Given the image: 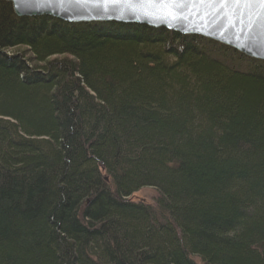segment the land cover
Returning a JSON list of instances; mask_svg holds the SVG:
<instances>
[{"label": "trees", "instance_id": "obj_1", "mask_svg": "<svg viewBox=\"0 0 264 264\" xmlns=\"http://www.w3.org/2000/svg\"><path fill=\"white\" fill-rule=\"evenodd\" d=\"M0 264H264V61L0 0Z\"/></svg>", "mask_w": 264, "mask_h": 264}, {"label": "water", "instance_id": "obj_2", "mask_svg": "<svg viewBox=\"0 0 264 264\" xmlns=\"http://www.w3.org/2000/svg\"><path fill=\"white\" fill-rule=\"evenodd\" d=\"M5 1L19 17L47 15L69 22L145 24L202 36L264 61V4L260 0Z\"/></svg>", "mask_w": 264, "mask_h": 264}, {"label": "rangeland", "instance_id": "obj_3", "mask_svg": "<svg viewBox=\"0 0 264 264\" xmlns=\"http://www.w3.org/2000/svg\"><path fill=\"white\" fill-rule=\"evenodd\" d=\"M129 197L133 200L142 201L154 206L156 202V198L158 197V192L155 188L147 186L137 190ZM196 261H198V259Z\"/></svg>", "mask_w": 264, "mask_h": 264}, {"label": "snow or ice", "instance_id": "obj_4", "mask_svg": "<svg viewBox=\"0 0 264 264\" xmlns=\"http://www.w3.org/2000/svg\"><path fill=\"white\" fill-rule=\"evenodd\" d=\"M260 3L264 4V0H260Z\"/></svg>", "mask_w": 264, "mask_h": 264}]
</instances>
